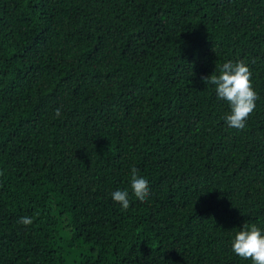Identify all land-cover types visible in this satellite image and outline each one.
<instances>
[{
	"label": "trees",
	"instance_id": "16d2710c",
	"mask_svg": "<svg viewBox=\"0 0 264 264\" xmlns=\"http://www.w3.org/2000/svg\"><path fill=\"white\" fill-rule=\"evenodd\" d=\"M240 61L242 130L204 83ZM245 223L264 234V0H0V264H252Z\"/></svg>",
	"mask_w": 264,
	"mask_h": 264
},
{
	"label": "clouds",
	"instance_id": "9594fccd",
	"mask_svg": "<svg viewBox=\"0 0 264 264\" xmlns=\"http://www.w3.org/2000/svg\"><path fill=\"white\" fill-rule=\"evenodd\" d=\"M204 83L214 85L218 98L229 103L231 112L223 118L227 125L238 130L244 129L248 117L256 108L255 101L259 98L252 85L249 67L243 61L235 64L225 62L220 68V75L204 77ZM61 115L60 108H57L55 116ZM131 189L141 202L150 194L148 180L139 175L136 167L131 169ZM112 199L119 203L123 210L129 209L130 199L127 190L113 192ZM33 222V218L29 216L21 217L19 221L24 226H30ZM232 251L241 258L251 259L252 264H264V234L261 229L255 224L245 223L232 241Z\"/></svg>",
	"mask_w": 264,
	"mask_h": 264
}]
</instances>
